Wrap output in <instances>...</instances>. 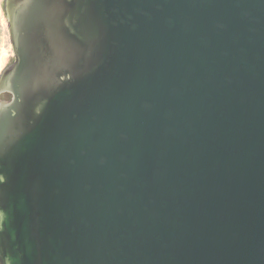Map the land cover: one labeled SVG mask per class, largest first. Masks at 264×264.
I'll list each match as a JSON object with an SVG mask.
<instances>
[{
    "label": "water",
    "instance_id": "1",
    "mask_svg": "<svg viewBox=\"0 0 264 264\" xmlns=\"http://www.w3.org/2000/svg\"><path fill=\"white\" fill-rule=\"evenodd\" d=\"M0 264H264V0H4Z\"/></svg>",
    "mask_w": 264,
    "mask_h": 264
},
{
    "label": "rangeland",
    "instance_id": "2",
    "mask_svg": "<svg viewBox=\"0 0 264 264\" xmlns=\"http://www.w3.org/2000/svg\"><path fill=\"white\" fill-rule=\"evenodd\" d=\"M4 55H6L7 59L0 72L13 62V54L7 29V17L4 9V0H0V60Z\"/></svg>",
    "mask_w": 264,
    "mask_h": 264
},
{
    "label": "bare ground",
    "instance_id": "3",
    "mask_svg": "<svg viewBox=\"0 0 264 264\" xmlns=\"http://www.w3.org/2000/svg\"><path fill=\"white\" fill-rule=\"evenodd\" d=\"M6 59H7V57H6V55H4L3 58L0 60V70H1Z\"/></svg>",
    "mask_w": 264,
    "mask_h": 264
},
{
    "label": "flooded vegetation",
    "instance_id": "4",
    "mask_svg": "<svg viewBox=\"0 0 264 264\" xmlns=\"http://www.w3.org/2000/svg\"><path fill=\"white\" fill-rule=\"evenodd\" d=\"M0 97H2V98H8L9 97V94L8 93H1L0 94Z\"/></svg>",
    "mask_w": 264,
    "mask_h": 264
},
{
    "label": "snow or ice",
    "instance_id": "5",
    "mask_svg": "<svg viewBox=\"0 0 264 264\" xmlns=\"http://www.w3.org/2000/svg\"><path fill=\"white\" fill-rule=\"evenodd\" d=\"M45 2H47V0H45ZM2 244H3V239L2 237H0V246H2Z\"/></svg>",
    "mask_w": 264,
    "mask_h": 264
}]
</instances>
